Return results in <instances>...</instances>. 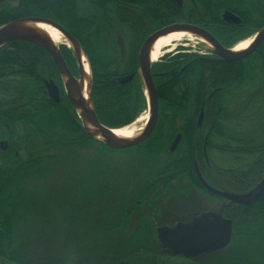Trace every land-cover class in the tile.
Wrapping results in <instances>:
<instances>
[{"label": "trees", "instance_id": "obj_1", "mask_svg": "<svg viewBox=\"0 0 264 264\" xmlns=\"http://www.w3.org/2000/svg\"><path fill=\"white\" fill-rule=\"evenodd\" d=\"M185 4L191 11L194 7L201 14L211 15L183 16L197 23L221 22L225 9L239 14L243 25L231 23V32L246 34L237 37L234 44L264 26V0H186ZM180 9L176 0H18L10 8L9 16L0 15V26L38 16L67 29L90 59L97 116L104 125L119 129L136 122L148 110L138 72L140 47L153 31L178 20L176 10L183 14ZM11 45L15 48L8 47ZM61 48L76 68L78 59L73 50L67 45ZM240 61H226L217 54L192 53L154 63L152 72L159 97L156 128L141 144L113 149L92 137L77 113L71 116L61 104L43 94L44 68L49 74L58 70L47 51L24 40L0 47V136L10 139L9 149L0 154V264H40L50 254L48 243L44 249L46 240L55 247L67 242L72 247L82 244L85 256L90 250L104 251L108 246L106 237L133 223L136 212L139 220L137 233L130 241L133 248L126 247L130 250L125 252L122 247L115 248L121 254L115 264H194L201 256L215 254L223 255L219 264H264V198L226 210L224 216L234 222L229 246L192 259L174 256L161 247L157 227L163 224L157 221L168 209L146 199L149 194L167 196L169 184L179 177L203 188L192 162L193 144L198 152L204 139L203 133L193 127L197 124L202 94L219 86L216 95L222 104L234 90L253 82L255 70H264V42L256 53ZM184 65L187 66L178 72ZM132 73H136L132 82H119L120 77ZM192 98L193 107L189 105ZM190 108H196L195 113L189 112ZM228 118L223 105L218 115L206 116L204 123L214 125L207 146L211 150L220 145L222 151L239 147L232 152L245 154L241 165L233 164V172L238 173L242 183L232 186L246 192L264 174V138L241 142L222 127ZM177 132L183 135L177 151L180 153L164 164L146 160L148 177L136 188L139 192L131 200L132 207L127 206V201L121 203L123 197L118 206H105L108 195L124 190L128 182L129 171L114 153L162 144ZM95 145L99 148L93 156H82L74 150H90ZM149 155L153 158L152 153ZM213 169L220 174L219 164L213 163ZM210 181L215 184L212 178ZM140 207L144 212L139 213ZM54 258L56 261L48 264H62L59 257Z\"/></svg>", "mask_w": 264, "mask_h": 264}, {"label": "water", "instance_id": "obj_2", "mask_svg": "<svg viewBox=\"0 0 264 264\" xmlns=\"http://www.w3.org/2000/svg\"><path fill=\"white\" fill-rule=\"evenodd\" d=\"M224 19L226 21H233L234 23L241 22L240 17L231 11H226L224 13ZM27 20L50 23L59 32H61L67 40L73 43L74 48L71 49L78 59L80 78H77L71 73L58 44H56L48 36L23 26V22ZM177 30L192 31L205 37L215 46L216 50L214 52L226 61H236L246 58L251 55L264 41V26L251 36L253 38V43L250 47L239 53H233L232 50L241 41L236 43L233 47H225L207 29L193 23L176 22L151 33L143 42L138 55V72L142 79L145 94L148 100L149 117L140 133L133 138L119 135L116 132L117 129L110 128L100 121L92 100L93 81L89 98L90 103L85 99L84 75L82 70L83 64L81 61V48H83V46L63 26L54 21L38 17L12 20L0 26V47L16 40H24L29 41L47 51L59 69L67 93L88 133L110 148L127 149L145 142L153 134L158 122L159 99L152 75V65L154 62H151L150 59L151 43L158 37ZM65 45H67V43H65ZM135 75L136 73H133L123 77L120 79V82H130L133 80ZM46 86L47 92L50 93V96L59 101L58 86L53 81L46 82ZM88 124L91 125L94 131L90 130ZM180 136V134L176 136L171 145V151L175 150L177 147ZM197 174L204 187L211 194L225 198L229 200V202L224 204L218 212H203L198 216H194L190 221H179L175 224H164L157 227V239L161 247L165 250H169L174 256H183L188 259L218 252L229 246L233 237L234 222L233 219L224 216L225 208L236 204L244 206L251 205L264 198V175L259 183L251 190L243 193H236L217 189L204 179L199 170H197Z\"/></svg>", "mask_w": 264, "mask_h": 264}, {"label": "rangeland", "instance_id": "obj_3", "mask_svg": "<svg viewBox=\"0 0 264 264\" xmlns=\"http://www.w3.org/2000/svg\"><path fill=\"white\" fill-rule=\"evenodd\" d=\"M254 34L246 36L242 40H245L253 36ZM242 40H239V42ZM58 45L60 48L61 46L65 45V43L60 42L58 43ZM180 48L188 49L187 51L190 50L191 54L199 53V49H208L205 45H203L196 39H185L169 48V50L174 52ZM166 51L165 54H167ZM253 75L255 77V80L253 82H249L240 89L234 90L229 95V104L234 102L236 98L239 102L238 107H236L235 105L229 106L230 115L229 119L226 121V124L228 125V127H230L228 128L230 134L241 137L243 134V137H245L243 139H253L256 141L264 138V70H255V74ZM148 112L149 109L142 115V117H145ZM58 120L59 118L56 117V121ZM146 121L147 118H142L141 120H137L136 122L130 124L128 127L138 129L140 127H143ZM172 140L173 138L171 140L166 139L162 144L156 143L153 146L146 145L139 150L132 149L115 152L114 154L122 160L120 162L123 163V166H125V168L127 167L126 169H128L129 171H127L129 174L128 182L124 190L122 189L115 193L112 192L108 195L105 206L116 207L119 205V202L123 197V201L121 203L124 205V201H127V206L131 208V200L135 199L137 193L139 192V190L137 191L136 188L139 185L142 186V184L147 180L148 177V172L146 171V160L153 159L152 161L157 164H164L180 153L176 152L172 155V152L170 151ZM98 148L99 146L95 145L90 150H83L78 147H74V150L82 156H93L97 153ZM51 152H53V150ZM151 153L153 158H149L151 157L149 155ZM214 154L217 153H215V151L213 150L211 154L213 163L221 164L220 160L216 157L214 160ZM243 157L246 159L245 154L241 155V158ZM241 158L236 161V163H231V165H241ZM182 183L178 182L176 184L177 187H180ZM199 193L200 194L194 193V195L188 196V194H183L181 192L178 193L172 188H169L166 192L167 196L164 195L163 197H154L153 194H149L146 199L148 202L155 203L157 205L160 204V206L161 204H164L168 209V213H163L161 219H159L157 223L163 225L175 224L179 221H190L194 216L198 215V213L218 212L220 210L221 203H223L222 199L213 197L206 192ZM139 209V213L144 212V209L142 207L138 208V210ZM138 218L139 215L136 212L135 215H133V223L131 222V224L127 225L125 228L121 227L119 228V230L117 229L112 236L106 237V243L108 244L107 248L104 249V247L101 246L104 251L102 249H100L98 252L90 250L91 253H89L88 256L86 255L88 258L84 255L85 251L82 248V244L78 246L74 245V247H72L67 242L66 244H63V246L57 245L58 247H55L54 243H52L51 241L48 242V240H46L45 246L43 244H40L39 247L43 248L44 246L45 249L48 243L51 246L50 254H48L49 257L46 255L45 260L43 259V261L40 262L42 264H48L50 261H56L54 257H59V262L62 264H115V262L120 259L119 256L121 255L120 252H118V250L115 248L122 247V252L130 250L126 247L133 248L130 241L133 238V235L137 233L136 226L138 225ZM62 247L65 248L63 249ZM113 249H115L116 253L113 252ZM87 251H89L88 248L86 249V252ZM222 256V254L209 255L206 257L201 256V258L196 259L194 264H219ZM39 260L41 259L39 258Z\"/></svg>", "mask_w": 264, "mask_h": 264}, {"label": "flooded vegetation", "instance_id": "obj_4", "mask_svg": "<svg viewBox=\"0 0 264 264\" xmlns=\"http://www.w3.org/2000/svg\"><path fill=\"white\" fill-rule=\"evenodd\" d=\"M17 2H18V0H0V15L1 14H6V15L9 16L10 8L12 6H14V4L17 3ZM176 2L179 5H181V9L180 10L183 12V14H181L180 11L178 12L176 10V13L178 14V20L173 21L172 23H176V22H179V23H193V24H196L198 26H201V27L207 29L225 47H233L236 44V43L234 44L235 39L237 37H240V36L244 35L243 34L244 31L238 32V33L237 32L236 33L235 32H231V29H232V24L231 23H233L235 25H241L242 26L243 25L242 24L243 23V19H242V17L239 14H237V13H235V12L229 10V9H225L221 13V17H222L221 22H207V21H204L203 23H197V22L190 21L189 18H184L183 16L192 13L194 16H197V17L203 16L204 18H208V17H211V15L208 14L207 12H202V14H201L194 7H193V11H191L192 8L189 7V6L187 7V4H185L186 3V0H180V1L176 0ZM226 11H231L232 13L236 14L237 16H239L240 19H241V22L240 23H234L233 21H226L224 19V13ZM172 23H170V24H172ZM165 26H167V25H165ZM155 31H153V32H155ZM8 47L9 48H12V49L15 48V46H12V45L11 46H8ZM259 47L251 55H253L254 53H256L258 51ZM187 50L188 49L180 48V49H178V50H176V51L173 52V51H170L168 49L167 50L168 52L166 51L167 54L164 53L160 57V59L158 61H166V60H169V59L176 58L178 56H182L184 54H191L190 53V50L189 51H187ZM60 51H61V53H62V55H63V57H64L67 65H68L71 73L74 76H76L77 78H80L79 63L77 62L76 68L75 67H72L70 65L68 59L64 55L61 47H60ZM198 52L199 53H197V54L204 55V56H213V55H216L217 54V53H215L213 50H211L209 48L208 49H204V50L203 49H199ZM138 55H139V53H138ZM251 55H249V56H251ZM38 56H40V55H38ZM249 56H247V57H249ZM243 59H245V58H243ZM240 60H242V59H239V60H236V61L238 63H240L241 62ZM158 61H156V62H158ZM40 62L43 63V65H44V61L43 60L40 61ZM156 62H154V63H156ZM154 63H153V65H154ZM186 66L187 65L182 66L181 69L178 70V72H181ZM152 75H153V72H152ZM126 76H128V75L122 76V77H120V79L123 78V77H126ZM41 78H42V81L44 83L43 94H45L48 99L53 100L55 103L61 104L63 106V108L71 116L72 115L74 116V113H77V111H76V109H75V107H74V105H73V103H72V101H71V99H70V97H69V95L67 93V90L65 88L64 81H63V78L61 76V73H60L59 69L57 71L53 72V74H49V70H47L46 68H44L43 74H41ZM120 79H119V82H120ZM153 79H154V76H153ZM50 81H53L58 86V88H59V99H60L59 101L53 99L50 96V93L47 92L46 82H50ZM132 81H130V82H132ZM130 82H127V83H130ZM127 83H121V84H127ZM218 90H219V86L214 87L211 90L205 91L202 94V97L200 99L201 101L199 103L200 104V107H199V110H198L197 124L196 125H193V127H195L194 129H196L198 132H200V133L202 132L203 133V138L204 139H203V143H202V150H199L198 152L196 151L195 143L193 144V146H192V162H193V166H194V169H195V174H196L197 180L199 181V183L201 184V186L205 190H207V189L204 187V185L200 181V179L198 177V174H197V170L200 171V173L202 174V176L204 177V179L209 184H211L212 186L216 187L217 189H220V190H223V191L243 193L241 191L236 190L232 186L234 183L235 184L237 183L239 185L242 183V179L239 178L238 173H234L233 172V168L234 167H233V165H231V163H233V162L236 163V161H238L241 158V155L242 154H237V153H233L232 152L234 150L237 151L239 147L236 148V149H233L232 146H231V147H229V149H225V151H222L223 148H221L222 146H220V145L219 146L218 145L213 146L211 148V150H209L208 149V146H207V144L209 142L208 140H209L210 132L213 130L214 125L213 124H208V123L205 124L204 123L205 122V119H206V116L207 115L208 116L209 115H218L222 111V105L225 107V113H227L228 115H230L229 106L230 105H235L236 107H238V102H239L237 100V98H236L234 102H232V103L229 104V102H228L229 101V96H226L222 100V104H221L220 103L221 102L220 101V97H218L216 95V93L219 92ZM193 98H195V97H193ZM193 98L189 102V105L192 106V107L195 105V101H194ZM158 99H159V97H158ZM195 109L196 108H190L189 109V112L195 113V111H194ZM158 117H159V115H158ZM226 121H225V123L222 124V127L224 128L225 131L229 132L228 128H230V127H228V125L226 124ZM178 125H179V127L182 126L181 121H179V124ZM187 127H190V129L192 128V126H187ZM1 133L3 134V132H1ZM178 134L181 135L180 136V140H179V143H178L177 147L175 148V150L171 151V149H170V151L172 152V154L173 153H176L178 151V149L181 147V142H182V139H183V135H182L181 132H177L175 134V136H174V138L172 140V143L174 142V140H175V138H176V136ZM230 135H232V134H230ZM232 136H234V135H232ZM235 137L237 139H240L241 142L243 141V138H244L243 137V134H242V137L241 136H235ZM172 143H171V145H172ZM171 145H170V148H171ZM9 147H10V139L8 137L0 136V154H2L5 151H7L9 149ZM213 150L215 151V153H217V154H214L213 155L214 156V160H215V157H216L221 162V164H219L221 166L220 174H217L215 172V170L213 169V161H212V157H211V154H212V151ZM197 153H199L198 154L199 156L197 155ZM178 158H182V157H177L176 159H178ZM241 159H242V163H243V160L245 158L243 157ZM161 177L163 178V175H161ZM233 177L236 179L235 181L232 180ZM210 178L213 179V181L215 182V184H212L211 183ZM178 182H181V183L183 182L180 185V187H177V185H176ZM169 188H172L173 190L177 191L178 193L181 192L183 194H188V196L194 195V193L195 194H200L199 192H202V193L203 192H206L203 188H201V187H199L197 185H193L192 182L188 178H185V177H179V178H176V179L172 180V182L169 184V187L167 188V190ZM213 197H217V198H220V199L223 200V203H221L220 209L222 208V206L224 204H227L229 202V200H227L225 198H222V197H218V196H215V195ZM233 206L234 205L225 208L224 209V212L226 210H228L229 208L233 207ZM200 214L201 213H198V215H200Z\"/></svg>", "mask_w": 264, "mask_h": 264}, {"label": "bare ground", "instance_id": "obj_5", "mask_svg": "<svg viewBox=\"0 0 264 264\" xmlns=\"http://www.w3.org/2000/svg\"><path fill=\"white\" fill-rule=\"evenodd\" d=\"M23 26L34 30L40 34L46 35L49 38H51L56 44L60 42L67 43V45L70 48H74V45L72 42L67 40L61 32H59L53 25L50 23L44 22V21H32V20H27L23 22ZM185 39H196L209 49L215 51L216 48L215 46L205 37L194 33L192 31H187V30H177L170 32L168 34L162 35L155 39L151 43L150 47V59L151 62H156L160 59V57L165 53V51L171 47H173L175 44L185 40ZM253 43V38L249 37L240 43H238L232 50L233 53H239L242 51L247 50L250 45ZM81 61L83 64L82 70H83V75H84V86H85V99L90 103V91H91V85L93 81V73H92V66L90 59L85 52L83 48H81ZM149 114H147L145 117H141L138 120H141L142 118H147L148 119ZM89 128L91 131H94L93 128L91 127L90 124H88ZM142 130V127L138 129H133L129 128L128 126L119 128L116 130V132L124 137H136L140 131Z\"/></svg>", "mask_w": 264, "mask_h": 264}]
</instances>
